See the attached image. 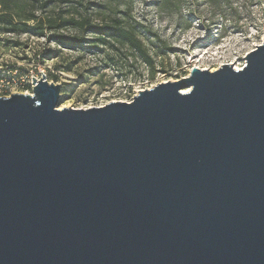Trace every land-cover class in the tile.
I'll list each match as a JSON object with an SVG mask.
<instances>
[{
  "label": "water",
  "instance_id": "water-1",
  "mask_svg": "<svg viewBox=\"0 0 264 264\" xmlns=\"http://www.w3.org/2000/svg\"><path fill=\"white\" fill-rule=\"evenodd\" d=\"M131 102L0 97V264H264V43Z\"/></svg>",
  "mask_w": 264,
  "mask_h": 264
},
{
  "label": "rangeland",
  "instance_id": "rangeland-1",
  "mask_svg": "<svg viewBox=\"0 0 264 264\" xmlns=\"http://www.w3.org/2000/svg\"><path fill=\"white\" fill-rule=\"evenodd\" d=\"M29 1L38 9L44 2L51 3V15L74 11L85 14L79 0ZM89 1L94 5L90 15L97 22L102 20L108 12L106 2ZM121 3L119 18L136 28L152 64L119 44L114 48L65 49L53 40L54 33L46 32L44 37L0 35V71L20 69L23 73L33 71L37 76L45 68L49 83L62 87L59 109H88L131 102L141 90L180 80L189 76L193 68L216 71L226 64L243 68L246 56L264 43V0ZM63 33L93 39L90 34L75 30ZM89 46L92 44L85 47ZM0 97L4 95L0 93Z\"/></svg>",
  "mask_w": 264,
  "mask_h": 264
},
{
  "label": "trees",
  "instance_id": "trees-1",
  "mask_svg": "<svg viewBox=\"0 0 264 264\" xmlns=\"http://www.w3.org/2000/svg\"><path fill=\"white\" fill-rule=\"evenodd\" d=\"M104 1L108 5V12L97 22L90 15V7L94 5L89 0L78 1V5L85 10L83 15L74 13L75 11L51 15V11H48L51 4L49 2H44L38 9L29 0H0V35L27 34L44 37L46 32L54 33L53 40L58 45L74 51L84 48L98 49L100 46L114 48L119 44L128 46L146 63L152 64L136 28L119 18L122 14L118 11L122 5L121 0ZM161 2L167 4L170 0ZM38 12H42V15H38ZM76 14H79L78 18ZM67 30L90 34L93 39H83L78 34L65 35L63 31ZM87 44L92 46L85 47Z\"/></svg>",
  "mask_w": 264,
  "mask_h": 264
},
{
  "label": "built area",
  "instance_id": "built-area-1",
  "mask_svg": "<svg viewBox=\"0 0 264 264\" xmlns=\"http://www.w3.org/2000/svg\"><path fill=\"white\" fill-rule=\"evenodd\" d=\"M242 69V68H241ZM42 74L46 77L45 80L49 82V73L45 68L38 71L37 76L34 72L23 73L20 69H8L0 71V93L4 97H10L13 94H19L20 91L28 93L32 92L36 84L44 79ZM33 78L36 79L37 83L34 85Z\"/></svg>",
  "mask_w": 264,
  "mask_h": 264
},
{
  "label": "bare ground",
  "instance_id": "bare-ground-1",
  "mask_svg": "<svg viewBox=\"0 0 264 264\" xmlns=\"http://www.w3.org/2000/svg\"><path fill=\"white\" fill-rule=\"evenodd\" d=\"M235 69H236V70H241V68H240V67H238V66H237Z\"/></svg>",
  "mask_w": 264,
  "mask_h": 264
}]
</instances>
